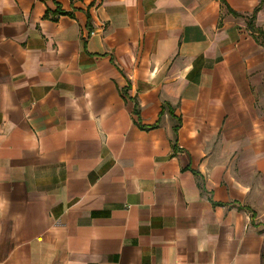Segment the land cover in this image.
Here are the masks:
<instances>
[{
	"label": "crops",
	"instance_id": "obj_1",
	"mask_svg": "<svg viewBox=\"0 0 264 264\" xmlns=\"http://www.w3.org/2000/svg\"><path fill=\"white\" fill-rule=\"evenodd\" d=\"M0 264H264V0H0Z\"/></svg>",
	"mask_w": 264,
	"mask_h": 264
},
{
	"label": "trees",
	"instance_id": "obj_2",
	"mask_svg": "<svg viewBox=\"0 0 264 264\" xmlns=\"http://www.w3.org/2000/svg\"><path fill=\"white\" fill-rule=\"evenodd\" d=\"M258 9H259V7H256L255 9H254V11L252 12V14H251V16H250V19H249V23H248V28L251 30V31H255V28L253 27V25H252V21H253V19H254V16H255V14H256V12L258 11ZM125 92V91H124ZM123 94H125V93H122V95ZM165 106V105H164ZM166 106H168V105H166ZM165 109V107H161V111H160V113H159V116H161V114L163 113V110ZM168 110H169V112H170V114H172V112H171V109L168 107ZM134 113L135 114H138V112H137V104L135 103V106H134ZM177 121H178V124L175 126V127H173V131L174 132H176L177 131V129H178V127H179V123H180V120L179 119H177ZM158 123H159V119L154 123V124H152V125H148V126H145V125H141L140 123H138V127L139 128H141V129H143V130H147V129H153V128H155V127H157L158 126Z\"/></svg>",
	"mask_w": 264,
	"mask_h": 264
}]
</instances>
